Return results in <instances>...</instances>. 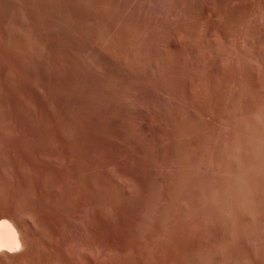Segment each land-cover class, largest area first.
<instances>
[{"label": "rangeland", "instance_id": "1", "mask_svg": "<svg viewBox=\"0 0 264 264\" xmlns=\"http://www.w3.org/2000/svg\"><path fill=\"white\" fill-rule=\"evenodd\" d=\"M0 180V264H264V0H0Z\"/></svg>", "mask_w": 264, "mask_h": 264}, {"label": "bare ground", "instance_id": "2", "mask_svg": "<svg viewBox=\"0 0 264 264\" xmlns=\"http://www.w3.org/2000/svg\"><path fill=\"white\" fill-rule=\"evenodd\" d=\"M2 181V180H0ZM3 183V182H2ZM4 187V186H2ZM1 188V187H0ZM9 189V187H8ZM3 190V189H2ZM6 190V189H5ZM27 192V191H26ZM25 192V193H26ZM6 193V192H5ZM15 193V192H14ZM20 193V192H18ZM24 193V191H23ZM1 194V192H0ZM22 194V193H21ZM13 195V194H12ZM11 195V196H12ZM27 195V194H26ZM7 197V195H5ZM10 196V197H11ZM16 196V195H15ZM18 196V194H17ZM25 196V195H24ZM9 197V196H8ZM14 197V195L12 196ZM23 196L20 195V198H22ZM27 197V196H26ZM3 198V197H1ZM25 200L27 198H24ZM2 200V199H1ZM3 200H5L3 198ZM16 200V199H14ZM20 201V199H17V201ZM24 200V201H25ZM8 201V200H7ZM23 201V200H22ZM14 202V201H13ZM16 202V201H15ZM3 203V201L1 202ZM1 203H0V206H1ZM8 203V202H7ZM28 203V201H27ZM20 204V203H19ZM22 204V203H21ZM25 204V203H23ZM22 204V205H23ZM5 205V203H4ZM27 205V204H26ZM30 204H28V207L30 208L29 206ZM3 206V205H2ZM20 206V205H19ZM6 206H3L0 208V257H2L4 254L8 255V254H13L15 253L16 251H19L21 250L24 246V240H26V235H25V229L23 227V223L21 224V222L15 217V215L7 208H4ZM9 207V206H8ZM20 208V207H18ZM22 208H24L22 206ZM22 210V209H20ZM30 210V209H29ZM23 211V210H22ZM27 211V209H26ZM16 212V211H15ZM17 215V214H16ZM27 242V241H26ZM23 246V247H22ZM6 255V256H7ZM10 255V256H11ZM9 256V255H8ZM4 259V258H3ZM1 260V259H0ZM6 260V259H4ZM3 260V261H4ZM2 261V260H1Z\"/></svg>", "mask_w": 264, "mask_h": 264}]
</instances>
